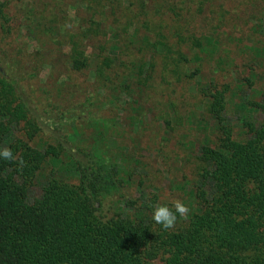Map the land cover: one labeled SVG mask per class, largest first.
<instances>
[{"label":"trees","instance_id":"16d2710c","mask_svg":"<svg viewBox=\"0 0 264 264\" xmlns=\"http://www.w3.org/2000/svg\"><path fill=\"white\" fill-rule=\"evenodd\" d=\"M13 1L0 0L1 25ZM250 4L264 0H29L34 32L57 46L66 36L70 71L87 70L90 55L98 87L148 108L141 138L162 133L148 151L159 167L190 166L192 204L169 230L147 205L116 207L134 172L107 145L115 120L92 94L66 105L28 97L3 56L0 151L24 165L0 157V264H264V32ZM68 8L75 29H66ZM245 89L261 99L239 104L251 117L234 134L225 111ZM184 120L204 127L205 139L180 160ZM81 125L90 133L74 138Z\"/></svg>","mask_w":264,"mask_h":264},{"label":"rangeland","instance_id":"374dc122","mask_svg":"<svg viewBox=\"0 0 264 264\" xmlns=\"http://www.w3.org/2000/svg\"><path fill=\"white\" fill-rule=\"evenodd\" d=\"M249 6L247 12L250 21L252 24L259 23L258 33L262 28L263 33L264 20L261 18H264V6L253 4ZM3 12L7 14L8 21L3 22V25L0 21V58L4 56L10 71H14L11 72L16 75L15 79L24 78L20 84L25 95L29 97L30 94L38 101L48 98L47 100H52L58 105H66L92 94L102 103L104 116L115 120V127L106 130L107 145L117 156V164L122 169L134 172L131 181L117 193L120 198L115 199V201L119 200L115 206L122 207L125 212L131 213L133 210L126 206H131L130 203L134 201L136 205H147L152 213L153 205L166 203L171 206L172 201L179 199L185 201L190 207L191 198L188 193L185 194L189 188L184 185L188 182L190 187L193 182L190 166L179 165L178 161L176 163L167 161V166L159 167L154 162V158H151L153 154L151 155L148 151L155 146L162 133L158 134L156 129L150 128L151 141L141 138V134L146 136L149 133V128L144 126L141 117L148 108L143 106L142 109H138L135 105L130 107L126 104L128 99L124 95L109 97L107 91H103L96 85L89 46L85 48V55H89L90 61L88 69L79 73L72 72L67 62L69 48L66 36L60 38L65 41L58 46L52 45L42 29L41 32L39 30L34 32L29 26V0L10 2L9 7ZM67 14L73 27L68 25L66 29H75L78 21L75 19L73 9L68 8ZM262 38L260 37L261 41ZM247 39L250 41V38ZM30 72H34V78L29 79ZM257 88H263V86L259 85ZM260 99L259 95H253L245 89L240 94L234 95L227 103L226 119L234 128V134L240 132V117L243 115L245 118L251 117V113L241 109L239 104L245 101H260ZM189 115L188 111L184 112V116ZM84 126L76 127L74 138H78L82 133L84 136L90 133ZM202 131L205 132V128L199 123L184 120L182 125L175 129L176 140L180 145H175L174 155L180 160H184L185 155H190V150L198 148L197 146L205 139L200 135ZM64 178H67L70 183L75 182L73 173L65 174ZM37 190V188H31L28 191L29 201L36 196ZM152 264H159V262L155 260Z\"/></svg>","mask_w":264,"mask_h":264},{"label":"clouds","instance_id":"9594fccd","mask_svg":"<svg viewBox=\"0 0 264 264\" xmlns=\"http://www.w3.org/2000/svg\"><path fill=\"white\" fill-rule=\"evenodd\" d=\"M0 157L5 160L17 162L19 167L24 165L23 158L19 155H14L8 147L0 151ZM152 219L161 225L164 230L174 229L177 223V218L187 219L190 214L189 206L182 200L172 201L171 207L166 203H157L152 206Z\"/></svg>","mask_w":264,"mask_h":264}]
</instances>
